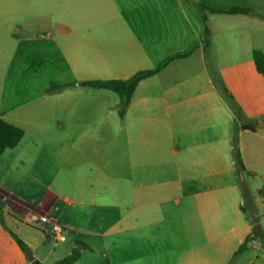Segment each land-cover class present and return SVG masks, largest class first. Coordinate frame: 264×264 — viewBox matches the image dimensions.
I'll return each instance as SVG.
<instances>
[{"label":"crops","instance_id":"obj_1","mask_svg":"<svg viewBox=\"0 0 264 264\" xmlns=\"http://www.w3.org/2000/svg\"><path fill=\"white\" fill-rule=\"evenodd\" d=\"M198 5L252 13H201ZM17 20L22 23L15 29L58 41L56 59L69 67L80 64L63 84L127 79L192 51L140 81L122 116L119 100L114 103L120 139L114 159L108 158V143L91 142L86 110L78 126L71 120L75 108L66 111L73 122L57 142L46 136L42 117L30 111L36 128L23 130L17 146L0 156V264H29L18 246L6 256L8 226H17L18 216L50 232L38 218L51 219L55 203L67 209L65 222L85 236L74 264H238L244 252L264 247V75L252 57L253 51L264 56V0H0V26ZM61 96L68 102L79 97ZM233 136L245 169L239 178ZM53 145L68 150V195L54 185L59 172L46 161ZM28 179L45 191L36 195ZM239 181L252 197L247 203ZM252 218L263 237L249 241L231 263L253 230ZM34 258L44 264L46 257Z\"/></svg>","mask_w":264,"mask_h":264},{"label":"rangeland","instance_id":"obj_2","mask_svg":"<svg viewBox=\"0 0 264 264\" xmlns=\"http://www.w3.org/2000/svg\"><path fill=\"white\" fill-rule=\"evenodd\" d=\"M17 23L22 21L5 22L2 27L0 26V118L15 121L22 130L30 133L36 128V122L32 121L30 116V111H34L43 119L41 123L44 125L46 136L57 142V140H63L68 121H70L65 116L66 111L75 108L77 116L71 120L75 119L78 126L81 119L84 121V117H78L81 111L86 110L85 121L86 125H89L91 142L99 145L108 143V158L114 159L116 142L120 140L116 135L118 115L114 106L118 100L117 95L110 91L83 86L79 84V81L63 84L64 79L72 77L73 71H79L80 64L77 62L74 67H69L63 58L56 59L57 54L54 53L53 48L59 44L58 41H53L51 36H45L35 30L15 29L14 25ZM108 75L112 77L113 73L109 72ZM53 85L65 87L60 91L48 92ZM68 92L75 93L79 97H76L73 102H68L61 96ZM25 120L29 122L24 124ZM55 136L58 138H54ZM46 150L48 153L46 161L52 168L58 169L60 176L59 181L57 180L54 185H58L59 189L68 195L66 180L68 150L59 149L57 146ZM52 171L55 170L52 169ZM62 176L64 180L61 179ZM28 184L36 195L45 191V185L31 187L30 179ZM52 208L55 211L49 217L63 228V241H53L46 226L40 228L41 225L38 223L27 224L23 218L16 216L19 223L17 226L14 224L8 226L10 238L7 237L3 243L4 248L9 251L6 253L7 257L11 258L12 250L17 248L15 239L29 244L28 252L33 256L37 253L46 257L44 264H52L69 255L70 251L76 250L77 246H81L79 243L85 239V236L65 222L68 212L64 205L55 203ZM44 228L46 232L42 230ZM42 234L45 236L42 237ZM238 264H264V247L259 244L249 252H244Z\"/></svg>","mask_w":264,"mask_h":264},{"label":"trees","instance_id":"obj_3","mask_svg":"<svg viewBox=\"0 0 264 264\" xmlns=\"http://www.w3.org/2000/svg\"><path fill=\"white\" fill-rule=\"evenodd\" d=\"M197 8L201 11V13L208 11L210 13H229V14H234V13H242L246 15H250L252 13L251 10L248 9H240V8H234L226 12H221V11H216V10H210L207 9L203 5H198ZM201 23L203 25V30H202V38H203V50L205 53V56H207V50L209 46V31L206 27V20L205 17H201ZM192 51V48L185 52L177 53L172 56H169L165 58L162 62H160L157 66H155L152 69H147V70H140L134 73L132 76H130L127 79H107V80H88L84 81L81 83V85L90 87L93 89L97 90H105V91H110L117 95L118 100H119V115L122 116L125 109L127 108L129 101L131 99L132 93L136 87V85L149 77L154 76L157 74L159 71H161L163 68L166 67V65L175 59H181L185 58L190 55ZM252 57L253 61L256 67V70L258 73L264 75V56L261 52L259 51H253L252 52ZM214 78L216 82L218 83L221 95L223 96L224 100L229 104L233 112L235 113L236 116H239L240 111L235 106L232 97L228 94L226 88L223 86L221 80L215 75ZM63 85H53L50 89H48V92L52 91H60L63 89ZM244 129H251V128H245ZM23 137V130L3 119L0 118V156L1 154L6 150V149H12L17 144L20 142L21 138ZM231 154L233 158V162L235 165L236 169V174L237 178L240 177L242 173L245 172L244 166L242 164L239 150L237 147V141L235 136H233L231 140ZM239 190L241 192V198L245 203L252 198L250 196V192L246 185L244 183H241L239 181ZM242 209V207H241ZM251 223L253 224V230L249 236H247L244 240V242L239 246L238 250L234 254L233 258L231 259V263L241 254L246 250V245L249 241L255 240V239H262L263 235L261 234L259 227L256 224V220L254 218L251 219ZM15 242L19 249L26 255V253L29 251L27 246L20 241L19 239H15ZM79 253L77 250H72V252L57 260L56 262L52 264H74L77 259H78ZM29 264H42L36 259H34L32 262H29Z\"/></svg>","mask_w":264,"mask_h":264},{"label":"built area","instance_id":"obj_4","mask_svg":"<svg viewBox=\"0 0 264 264\" xmlns=\"http://www.w3.org/2000/svg\"><path fill=\"white\" fill-rule=\"evenodd\" d=\"M38 220L40 221V223L48 224L50 226V236L53 241L55 242L63 241V236H62L63 228L61 226H59L55 221L45 216L39 217Z\"/></svg>","mask_w":264,"mask_h":264},{"label":"water","instance_id":"obj_5","mask_svg":"<svg viewBox=\"0 0 264 264\" xmlns=\"http://www.w3.org/2000/svg\"><path fill=\"white\" fill-rule=\"evenodd\" d=\"M76 250H77V251H82V246H77V247H76ZM26 258H27V260H28L29 262H32V261L35 259L34 256H33V254L30 253V252H27V253H26Z\"/></svg>","mask_w":264,"mask_h":264}]
</instances>
